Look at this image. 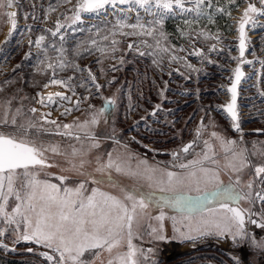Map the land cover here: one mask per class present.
<instances>
[{
	"label": "snow or ice",
	"instance_id": "1",
	"mask_svg": "<svg viewBox=\"0 0 264 264\" xmlns=\"http://www.w3.org/2000/svg\"><path fill=\"white\" fill-rule=\"evenodd\" d=\"M62 2L70 3L71 0ZM245 2L246 6L236 22L238 55L231 57L236 64L232 69L231 84L227 87L230 98L220 106L230 117L232 129L240 136L238 139L228 137L215 130L211 119L205 125L201 118L193 139L172 150L168 161L149 163L146 157L128 150L127 144L119 149L113 147L106 156L105 153H97L94 161L88 159L93 150L100 147L101 140H111L113 145L121 144L114 126L111 135L100 136L95 129L101 122L107 125V114L116 109L122 89L118 87L111 95L104 96V85L97 82L91 68L87 65L81 67L77 58H82L84 53L90 55L94 50L100 53L97 64H102L105 58L116 59L123 64L124 56L117 57L116 53L134 51L141 57H151L152 65L161 71L165 59L169 64L175 62L184 68L199 71L187 56L178 55L185 51L183 46L169 42L170 34L164 28L166 18L179 15L185 26H178L180 35L188 37L192 45L189 54L201 62L207 60L211 63L208 53L215 52L221 45V35L219 30L213 33L206 26L199 25L203 19L214 24L218 13L230 16L232 7H239L237 0H227V6L219 0H76L70 12L64 14L63 22L57 18L55 26L46 28L34 41L29 36V46L34 45L39 50L36 71L41 74L48 70L52 72L43 88L59 85L76 96L73 101L72 96L60 91L46 95L37 93V103L42 108L60 110V116L79 111L82 104L86 108L83 119L75 117L71 122L61 123L58 118H51V111H41L36 115V107L25 109L23 104L14 106L12 101L16 97L0 100V251L16 252L17 245L27 241L50 249L59 257L56 260L49 252H40L49 264H94L102 252L109 254L107 264H158L157 249L137 246L133 237L140 235L141 224L147 217L159 222L158 227H151L149 235L153 240L170 239L163 234L167 216L172 222L175 238L181 241L195 244L206 236L230 238L234 245L247 244L253 252L264 253V235L258 237L249 228V225H255L264 231V187L260 186L264 185V141L253 140L251 150L245 146L237 103L238 86L242 79H251L245 77L242 65H252L257 60L254 52L252 60L246 59L250 42L246 26L255 28L256 17L264 16V0H259V7L251 0ZM31 7V13L23 12L26 21L30 14L36 19L35 3ZM13 9H21L19 0H0V20L6 18L10 25L5 41L11 39L17 28L18 11ZM55 10L52 5L44 10L45 22ZM84 14L95 19L103 15V26H90L87 30L91 33L95 28V33L69 49L65 46V32L67 29L83 31L80 24ZM109 16L112 18L110 21ZM145 16L149 19L145 20ZM26 28L28 33L34 30L28 24ZM48 33L52 39L46 44ZM193 36L195 39H192ZM127 37L136 39L128 40L127 48L122 49L121 38ZM210 40L214 43L209 45L207 53L204 48L195 46L197 41ZM261 50L264 51V48ZM30 54L26 52L25 58ZM258 62L264 68V58ZM110 67L116 70L115 65ZM66 69H71L73 75L57 78V72ZM85 71L87 79L80 80V86L94 87L95 93L89 91L88 95L80 96L76 93L74 74ZM175 71L179 72L180 68ZM168 74L171 75V71ZM255 75L257 91L264 97V89L259 88L260 73ZM113 80L115 77L107 84L110 86ZM163 83L164 88L158 92L161 99L168 81ZM130 93L131 84L128 98L129 110H132ZM96 94H100L103 101L100 107L90 103ZM140 95L142 98L143 93ZM161 107L160 103H156L150 114L157 115ZM145 118L140 117L142 120ZM256 131L264 133L261 129ZM45 134L68 137L73 142L67 146H61L59 142H45ZM201 141L203 149L193 154L192 149ZM48 153L53 157H63L64 163L50 158ZM220 154L224 159L222 165L217 159ZM257 156L261 162L252 159ZM133 157H136L135 167L132 166ZM92 163L95 166L91 170L85 168L86 164ZM53 167L59 168L60 173L70 172L83 179L69 186V176L47 171ZM248 169H254V176L250 175L245 180L244 173ZM113 173L131 177L137 183L123 185ZM222 173L228 176L227 182L223 180ZM52 176L59 183L52 182L49 179ZM256 178H259V185ZM141 184H146L149 190H143ZM100 185L117 189L119 195L102 190ZM241 201L247 206H242ZM152 209H159L154 217ZM165 209H171L174 214L169 216ZM27 251L32 252L33 249L28 248ZM232 260L233 264H242L239 256L233 255ZM101 264L104 262L101 261Z\"/></svg>",
	"mask_w": 264,
	"mask_h": 264
},
{
	"label": "rangeland",
	"instance_id": "2",
	"mask_svg": "<svg viewBox=\"0 0 264 264\" xmlns=\"http://www.w3.org/2000/svg\"><path fill=\"white\" fill-rule=\"evenodd\" d=\"M19 2L21 9H13L18 11L17 28L13 32L11 39L8 41H5V38L8 35V29L10 25L7 23L6 18L0 20V100L9 97H16V99L12 101L14 106L23 104L25 109L28 107H36L38 109L36 115H39L41 111H51V118H58L61 123L71 122L75 117L83 119L86 105L82 104L79 111L71 112L68 116H60V110L42 108L41 105L37 103L39 100L37 93L46 95L49 92L60 91L69 96H72V93L59 85H49L48 88H43V84L48 81L49 77L52 75V72L51 70H48L46 73L41 74L36 71V57L39 50L36 49L34 45L30 47L28 44L29 36H31L34 41L35 37L43 32L46 28L54 27V22L57 18H60L63 22L64 14L70 12L72 5L76 3V0H71L70 3H63L62 0H19ZM240 2V7L232 11L230 16L218 13L215 16L214 24H209L206 19H203L199 25V27L206 26V29L213 33H216L217 30H219V34L221 35V45L217 47L215 52L208 53L209 58L212 61L211 63H209L207 60L201 62L197 57L189 54L192 51L190 40L186 36H181L178 30V26L181 28L185 27L182 23V18L179 15L169 16L166 18L167 21H170L169 27L171 29L169 31L173 30L172 27L175 29V34L169 36V42L177 46H183L185 51L179 52L178 55L187 56L188 61L195 65L199 71H192L175 62L169 64L168 60L165 59L163 71L155 67L156 73L151 75L152 81H155V83L151 84L152 88H155L156 94H158L160 89L164 88L163 82L168 81L164 98L161 99L158 94L157 98L152 102V106H148L145 110L142 109L140 102H137L136 104L133 103L132 96L131 102L133 107L132 110H129L128 97L130 83H126L128 86H126V84L123 85L122 91L119 94L118 107L116 106L114 111H111L107 114V125L101 122L96 126L95 129L97 134L100 136L105 134L111 135V131L114 126L116 129L117 138L121 141V144L113 145L111 140H101L100 147L93 150V152L88 157L89 160L94 161L95 155L97 153H105L106 156L107 151L112 150L113 147L119 149L123 144H127L128 150L138 153L141 157H146L149 163H155L156 161H168L171 159L169 153L172 150L182 147L183 144L193 139L195 136V128L200 123L201 118H203L205 121V125H207L209 119H211L215 123V130L228 137H234V135H232L230 132V121L218 110V108L222 103H224L225 99H228L227 95H225V88L230 82L232 76L231 68H233V64L235 62V60H233L231 57L236 55V22L239 19V15L243 7L246 6L245 0H240ZM251 2L256 3L259 7V0H251ZM33 3L36 5V19L34 20L30 14L26 21L23 12L28 11L31 13V6ZM221 3L227 6V0H222ZM49 5H52L56 10L49 14L50 19L45 22L43 19V12ZM131 15L134 17V14ZM141 15L144 16V13L141 12ZM103 19V15L100 19L90 18L88 15H86L84 16L80 27L83 30H87L90 26L99 25L98 23H100ZM111 19V16H109L108 20L110 21ZM147 19H149V17L145 16V20ZM79 23L80 22H78V24ZM26 24L31 25L34 29L31 33H28ZM256 24L257 26L255 28H252L251 25H248L247 33L250 42L253 40L252 35H254V33L263 31L262 35L264 36V16L258 15L256 17ZM193 27L195 28L198 26L193 25ZM93 32H95V29ZM71 33V29H67L65 32L67 37L65 46L69 49L73 48L70 36ZM51 39V34L48 33L45 43H49ZM56 39L58 41L59 38L57 37ZM135 39L128 38L127 41ZM192 39H195V37L193 36ZM127 41L125 42L126 45ZM211 43H214V41H197L195 46L204 48L205 52L207 53L208 47ZM229 49H231V51H229ZM250 49L247 48L246 59L253 58V52L255 53V51ZM26 52L31 53L27 58H25ZM93 58L99 59L100 57L98 58L94 54L86 59H82V63H77L81 67L87 65L92 69V71L94 70L93 73L97 76V82L104 85L102 89L103 95H111L118 87L121 88V85L117 84L115 86L109 87L107 81H104L98 76V74H101V70L99 69L98 65L94 66L92 60ZM141 58H147L150 60V62L152 60V58L148 56H143ZM105 65L108 66V68L105 70V67H103L104 71L108 73L114 72L110 66L115 65V63H105L104 66ZM176 68H180V71H175ZM169 71H171V75L168 74ZM247 72L248 73L246 77H251V79H243L241 83L242 88L245 87L243 84L246 82H257V77L255 75L257 72L260 73L261 82L264 81V68H262L261 65H258L256 70L249 69ZM12 73L15 79L19 82V90H17L19 95L17 96H8V93L6 92L8 90L9 84L12 82V78L9 77ZM181 73H184L188 78L185 79V75H182ZM69 75H73V71L71 69L57 72V78H66ZM74 75V82L77 85V95H88L89 91L95 93L94 87L88 89L87 87L80 86V80L87 79L86 71L83 73H75ZM5 81H8V83H5ZM189 82L192 84H189ZM140 84L141 83L137 81L136 86L141 87L142 85L139 86ZM107 85L108 87L105 88ZM124 86L128 88H125ZM132 92L133 91L131 90V93ZM203 96L206 97V99H203ZM21 97H26V99L22 100L20 99ZM75 99L76 96H72V100L75 101ZM123 102L125 103L123 104ZM90 103L96 107L102 106L103 101L100 97V94H96L94 98H91ZM156 103H160L162 107L157 112V115L153 116L150 113L152 107ZM202 105L203 107L208 105V109L202 110L200 108ZM134 106L135 109H133ZM142 116H146V118L143 120L140 119ZM245 123L246 122L244 121L241 122L243 127H246ZM250 126L257 127V124H252ZM45 136V142H59L61 146H67L73 142L70 138L64 136L52 134H45ZM206 136L207 132L205 133V137ZM144 145H148L149 147L146 148ZM151 149H157L158 151L153 152ZM202 149L203 143L201 141V143L192 149V152L194 154L196 151H201ZM217 151L219 150L217 149ZM48 155L50 158L55 159L62 164L64 163L63 157H53L51 153H48ZM217 159L220 160L221 165L224 163L223 154H220ZM94 166V163L86 164L85 168L91 170ZM132 166H136V157H133L132 159ZM47 171L69 176L70 179L67 181L69 186H73L74 183L79 181V179H83V177H77L75 174L70 172L60 173V169L55 167L49 168ZM113 175L123 185L132 186L133 184L137 183V181L131 177L117 176L116 173H113ZM222 178L225 182L228 181V176L223 173ZM49 179H51L54 183H59L55 176L49 177ZM99 187L102 190L113 192L114 194L119 195L118 190L111 188L109 185H100ZM141 187L145 191L149 190L146 184H141ZM241 204L242 206H247V204L243 201H241ZM256 207L259 209L260 205L257 204ZM151 211L154 217L158 214L159 209H152ZM165 211L169 216L174 214L171 209H165ZM158 226L159 222L154 218L148 219L145 217L139 230L140 235L133 237V243L137 246H143L144 248L155 247L157 249L156 256L158 259V264H176L181 260L182 257L189 256V258H196L204 254H213L217 256L223 254L222 257L227 256L231 259L232 256L235 255L240 257L242 264H264V253L253 252L247 244L234 245L230 238L217 239L215 236H206L196 241L195 244H193L191 241H181L176 239L172 229V222L167 218V216L164 221L163 234L170 239L163 241L153 240L149 235L151 232V227ZM249 228L258 237L264 235V231L257 228L255 225H249ZM28 248H32L33 251L28 252ZM213 249H218L217 251H219L220 254L211 251ZM45 251L50 252V254H52L56 260L59 259V257L56 256L55 253H52L50 249H46L43 246H38L33 242L27 241H21L17 245L16 252H0L3 253V255L15 257L19 261H28L29 264H49V262L40 255V252ZM25 253L30 254L29 257L24 256ZM88 258L91 259V257ZM108 258L109 254L107 252H102L100 258L97 259L94 264H101V261H103L104 264H107ZM197 261L198 262L193 264H202L201 260ZM226 264L231 263L227 261Z\"/></svg>",
	"mask_w": 264,
	"mask_h": 264
},
{
	"label": "trees",
	"instance_id": "3",
	"mask_svg": "<svg viewBox=\"0 0 264 264\" xmlns=\"http://www.w3.org/2000/svg\"><path fill=\"white\" fill-rule=\"evenodd\" d=\"M219 2L221 3L222 0H219ZM237 3L239 4V7H240V5H241L240 0H237ZM239 7L233 6L232 11H234L235 9H238ZM229 19H230V17H229ZM99 22H100V20H99ZM98 24L101 25V27L103 26L101 22ZM169 25H170V21L165 20L164 28H165L166 32L170 34L169 36H171V35L175 34V29H174V27H172L173 30L169 31L171 29L169 27ZM94 29L95 28H93V30ZM93 30L91 33L88 32L86 29L81 31V32H73L72 31V33L70 34L72 46L75 47L77 42L89 37L90 35H93L95 33V32H93ZM128 38L135 39L134 37L121 38V40L123 41V44L121 45L122 49L127 48V45L125 42L127 41ZM94 54L98 58L100 57V53L93 50L92 54L89 55L88 53H84L82 58H77V62L82 63V59H86L89 56L94 55ZM121 55L124 56V63L123 64H120L118 62V60L111 59V58H105L103 60L102 64H97L96 61L98 59H95L96 57L93 58L92 60H93L94 66L98 65L100 70H101V67L102 68L105 67V70L108 68V66H106V65L104 66L105 63L106 64L115 63V66H116V70H112L114 72L108 73V72L104 71L103 75L98 74V76L100 78H102L104 81H108L110 78L115 77V80H113V82H112L113 84L109 87L120 84L121 89H122V86L125 85L126 82L130 83L131 84V90L133 91L131 93V96L133 97V103L136 104L137 102H140L142 109L145 110L148 106H152V102L157 98V95H158V94H156L155 88H152V84H151V83H153V81L151 79V75H154V73H156L155 66L152 65V63L150 62L149 59L141 58L140 55L135 53L134 51H127V52L118 51L116 53L117 57H119ZM9 77L12 78V82L9 84L8 90L6 92L8 93V96L9 95L10 96H13V95L17 96V95H19V92H17V90H19L18 89L19 82L15 79V77L13 76V73ZM137 81H139L141 83L139 85V86L142 85L141 87L136 86ZM189 84H192V83L189 82ZM126 86H128V85L126 84ZM107 87H108V85L105 88H107ZM136 87H138V88H136ZM125 88H128V87H125ZM133 89H136V90H133ZM141 92L143 93L142 98H141V95H139ZM203 99H206V97L203 96ZM124 103L125 102H123V104ZM118 105H119V99H118L117 107H118ZM135 106L133 109H135ZM200 108L202 110L203 109L207 110L208 105H206L204 107L202 105V106H200ZM139 110H140V108H139ZM217 250L213 249L211 251L219 253V251H217ZM29 255L30 254H28V253L24 254V256H27V257H29ZM222 255L223 254H221L220 256L213 255V254H204V255H202L200 257H196V258H189V256H185V257H182L181 260L178 261L176 264H189V262H191V264H193V263L198 262L197 260H201L202 264H226L227 261H229L231 264H233V260L231 258L227 257L226 255H225L226 257H222ZM0 264H29V263H28V261H19L15 257H12V256L3 255V253L0 252Z\"/></svg>",
	"mask_w": 264,
	"mask_h": 264
},
{
	"label": "flooded vegetation",
	"instance_id": "4",
	"mask_svg": "<svg viewBox=\"0 0 264 264\" xmlns=\"http://www.w3.org/2000/svg\"><path fill=\"white\" fill-rule=\"evenodd\" d=\"M246 31H248V25L246 26ZM262 33H263V31L254 33V35H252L253 40L251 42H249L248 49L251 48L250 50L255 51V57L257 58V60L252 65L245 64L246 67H245V65H242V68L245 72V77L248 73L247 70H249V69L256 70L257 66L260 65V63L258 62L259 59L264 58V51L261 50L262 48H264V36L262 35ZM235 51H236L235 56H237L236 43H235ZM246 54H247V49H246ZM252 59L253 58H251L249 60H252ZM235 64H236V61L233 64V68H234ZM233 68H231V70ZM231 75H232V72H231ZM230 81H231V79H230ZM242 81H243V79H242ZM243 85L245 86L244 88L241 87V84L239 85V88H238V92H239L238 101H237V103H238V114H239L240 122H243V121L246 122L245 123L246 127H243V125L241 124V128L243 130L244 144H245V146H247L249 148V150H251V147H252L251 142L253 140L264 141V133L256 131L257 129L264 130V97H261L257 91V82H246ZM227 86L225 88L226 89L225 95H227V97L229 99L230 96L227 92ZM259 88L264 89V81H262L259 84ZM228 99H225L224 103H226ZM224 103H222L221 105H223ZM220 106H219L218 110L230 121V124H229L230 125V132L232 133V135H234V137H232V138L238 139L240 136V133L237 134V132L232 129L231 119L227 116V114L225 113L223 108ZM204 123H205V121H204ZM252 124H257V127H255V126L251 127L250 125H252ZM248 126H249V128H248ZM254 138H256V139H254ZM252 159L255 162H261L260 158L258 156L252 157ZM250 175L254 176V169L246 170L244 173V179L247 180ZM262 175H264V174H262ZM256 184L259 185V178H256ZM260 186L264 187V185H260Z\"/></svg>",
	"mask_w": 264,
	"mask_h": 264
},
{
	"label": "water",
	"instance_id": "5",
	"mask_svg": "<svg viewBox=\"0 0 264 264\" xmlns=\"http://www.w3.org/2000/svg\"><path fill=\"white\" fill-rule=\"evenodd\" d=\"M86 15H87V14H84V16H86ZM237 46H238V40H237V44H236L237 55H238V47H237ZM242 70H243V68H242ZM243 71H244V70H243ZM244 73H245V72H244ZM230 84H231V81H230L229 85H230ZM229 85H228V86H229ZM228 86H227V87H228ZM238 88H239V86H238ZM227 92H228V91H227ZM228 94H229V93H228ZM229 96H230V94H229ZM223 110H224V109H223ZM225 113H226V112H225ZM226 114H227V113H226ZM227 116H228V115H227ZM228 117H229V116H228ZM229 118H230V117H229Z\"/></svg>",
	"mask_w": 264,
	"mask_h": 264
},
{
	"label": "built area",
	"instance_id": "6",
	"mask_svg": "<svg viewBox=\"0 0 264 264\" xmlns=\"http://www.w3.org/2000/svg\"><path fill=\"white\" fill-rule=\"evenodd\" d=\"M50 253V252H49Z\"/></svg>",
	"mask_w": 264,
	"mask_h": 264
}]
</instances>
